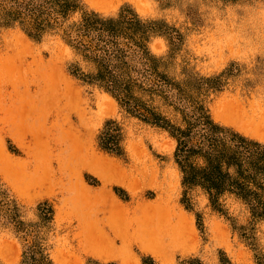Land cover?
<instances>
[{
  "label": "rangeland",
  "instance_id": "obj_1",
  "mask_svg": "<svg viewBox=\"0 0 264 264\" xmlns=\"http://www.w3.org/2000/svg\"><path fill=\"white\" fill-rule=\"evenodd\" d=\"M261 136L264 0H0V264H264Z\"/></svg>",
  "mask_w": 264,
  "mask_h": 264
},
{
  "label": "bare ground",
  "instance_id": "obj_2",
  "mask_svg": "<svg viewBox=\"0 0 264 264\" xmlns=\"http://www.w3.org/2000/svg\"><path fill=\"white\" fill-rule=\"evenodd\" d=\"M262 141H264V136L259 137ZM109 160L106 158L104 159H97L89 167L90 172L97 175L103 181L105 177L98 171H96V164L106 165ZM139 247L147 253L155 255V252L150 249V247L139 241ZM82 246L84 252L102 262L108 261H121V264H135V261L130 259H124L125 250L128 247V239L124 234L121 232L113 231V233H105V232H97L91 235L85 236L82 240Z\"/></svg>",
  "mask_w": 264,
  "mask_h": 264
}]
</instances>
